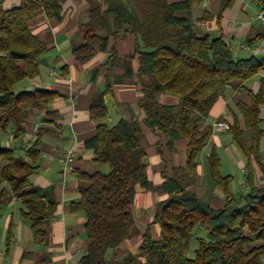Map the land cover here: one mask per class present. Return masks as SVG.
Listing matches in <instances>:
<instances>
[{"label":"trees","instance_id":"16d2710c","mask_svg":"<svg viewBox=\"0 0 264 264\" xmlns=\"http://www.w3.org/2000/svg\"><path fill=\"white\" fill-rule=\"evenodd\" d=\"M64 0H21L20 5L5 9L0 4V134L11 133L14 143L21 141L30 109L45 110L43 121H51L50 104L57 91L35 89L15 92L16 83L38 73L41 57L50 49L48 40L34 35L29 21L43 13L48 19L61 20ZM88 20L75 32L72 45L75 61L84 64L97 52L106 51L109 37L133 35L138 68L135 73L142 85L138 105L145 116L143 124L161 132L168 148L180 139L188 141L184 165L174 167L159 189L165 197L155 204L153 223L160 229L153 239L149 226L141 234L135 254L122 259H107L106 252L117 248L134 231L131 205L138 188L153 190L146 171V152L140 144L141 126L137 118H120L109 125L105 95L112 91V67L132 56L120 59L114 47L105 62L103 89L90 101L88 116L96 122L94 133L84 146L94 162L105 163L108 173L78 171L79 199L71 210L85 216L87 248L77 264H264V188L253 185L255 162L264 172L260 142V106L264 104V78L253 92L244 83L264 71V55L235 57L221 36L200 32L191 19L193 9L202 0H86ZM234 0H221L217 18ZM264 9V0H260ZM264 38L247 36L250 45ZM130 74V68L123 75ZM97 68L92 69L94 79ZM126 74V75H125ZM123 76V77H124ZM125 78V77H124ZM228 88L245 91L250 102L238 101L237 113L224 120L226 132L245 159L244 194L230 189L231 174H223L217 147L206 156L209 179L224 195L222 207L214 208L188 188L197 176L198 156L212 132L207 121L210 108ZM157 93L175 95L176 104H161ZM242 117L243 126L239 121ZM43 129V128H42ZM41 128L33 142L20 154L14 147L0 143V215L7 201L20 200V216L30 227L33 240L44 242V227L56 213L52 187L32 185L37 171ZM245 129L250 131L246 137ZM197 247L188 257L190 242ZM11 243L8 226L5 251ZM139 260V261H138Z\"/></svg>","mask_w":264,"mask_h":264},{"label":"crops","instance_id":"0c3cea01","mask_svg":"<svg viewBox=\"0 0 264 264\" xmlns=\"http://www.w3.org/2000/svg\"><path fill=\"white\" fill-rule=\"evenodd\" d=\"M20 2L21 0H0L5 9L19 6ZM220 3L221 0H202L194 7L191 19L197 29L214 37L221 36L235 57L264 55V38L254 41L252 45L246 42L247 36L253 38L264 30V25L257 18L262 9L260 0H234L232 6L223 10L218 19ZM87 8L86 0H64L61 20L48 19L41 13L29 21L32 33L40 39L48 40L51 47L41 57L38 73L32 78H25L16 83L14 91L51 89L58 94L50 104L51 121H43L45 110L30 109L25 123L26 131L21 141L16 144L18 149L24 150L33 142L39 128H43L38 168L31 176V183L41 188L52 187V195L58 206L56 213L44 227L46 239L40 243L33 240L28 223L20 216V209L23 207L20 206V200L10 198L0 215V264H77L78 258L85 253V216L79 210H71L70 205L79 199L80 181L77 172L90 173L100 168L94 162L92 151L84 146V140L95 131L96 122L89 118L88 107L91 98L103 89L107 71L104 64L112 47L121 60L127 56L132 57L112 67L111 78H114V81L112 91L105 95L107 115L102 120L112 125L120 118L138 119L142 133L140 144L146 152V171L154 189H137L131 207L135 230L117 248L107 250V259H122L126 252L135 254L141 242V234L147 226L152 238L159 239V226L153 223L155 204L165 197L159 187L164 177L171 176L174 167L185 163L187 140H177L168 148L165 136L159 131L149 129L142 122L145 113L138 105L142 96V85L135 75L138 60L134 54L133 35L109 37L106 51L97 52L84 64L75 61L71 49L79 24L88 20ZM241 44L248 45L250 50H241ZM94 68H97V74L92 79L91 71ZM127 68L131 70L130 74L127 72L129 77L123 75ZM260 77L264 78V71L244 84L256 92ZM156 100L161 104L173 105L177 103L178 98L168 93H157ZM238 101L249 103L250 98L243 90L228 88L210 108L207 121L212 125V132L198 156L197 176L188 185L198 197L214 208L223 206L224 195L221 188L212 183L207 173L206 156L212 145L217 147L218 155L222 148L227 167L238 168L241 175L238 179L239 187L250 188L246 183L245 159L231 138L229 140L225 121L220 119L230 120L231 111L237 113ZM238 117L243 126L241 115ZM260 118L261 127L264 129V104L260 106ZM244 132L246 137L250 136L248 129ZM10 141L11 133L7 132V139L1 140L0 143L8 147L6 142ZM66 149H71L74 157V162L69 168L63 160V152ZM260 154L264 166V136L260 142ZM252 167L253 185L264 188V172L255 162H252ZM242 192L237 189L232 193L237 195L243 194ZM9 224L11 243L6 252Z\"/></svg>","mask_w":264,"mask_h":264},{"label":"rangeland","instance_id":"374dc122","mask_svg":"<svg viewBox=\"0 0 264 264\" xmlns=\"http://www.w3.org/2000/svg\"><path fill=\"white\" fill-rule=\"evenodd\" d=\"M74 42H78V40H75ZM111 81L113 82L114 81V78H111ZM141 137L142 136H140V139H141ZM228 138L230 140V136L229 135H228ZM6 139H7V133L0 134V141L1 140L2 141H5ZM6 143H7L8 147H14V148H16L18 150V152L20 154H22L21 152L23 150L22 149H18V145L16 143H13L12 141L6 142ZM219 156H220V162H221V167H220L221 172L223 174L230 173V174H232L234 176V178L232 180V183H231L232 192L236 191L237 189H240L241 191H243L242 192L243 194L244 193H247L249 191L248 187H246V188L239 187L238 179L241 177V175H240V172H239L238 168H235V167L234 168L233 167H227V165L225 163V155H224V152H223L222 148H220V150H219ZM145 162H146V158H145ZM97 166H100L99 171L102 172V173H108L109 170H110V167L107 164H105V163L98 164ZM218 190L220 191L219 188H218ZM20 206H22L21 203H20ZM131 207H132V205H131ZM196 247H197V243H196L195 239L193 238L191 240V242H190V249L187 252V256L188 257H193V255H194V249ZM128 253H130V252L124 253L123 256L127 255ZM262 260H264V256L262 257Z\"/></svg>","mask_w":264,"mask_h":264},{"label":"built area","instance_id":"2783aa9c","mask_svg":"<svg viewBox=\"0 0 264 264\" xmlns=\"http://www.w3.org/2000/svg\"><path fill=\"white\" fill-rule=\"evenodd\" d=\"M257 18L260 20V22L262 23V25H264V9H261L258 14H257ZM239 48L241 50H245L248 51L250 50V47L246 44H241L239 46ZM63 160H64V164L66 167H70L72 166L73 162H74V157H73V151L71 149H66L63 152Z\"/></svg>","mask_w":264,"mask_h":264}]
</instances>
